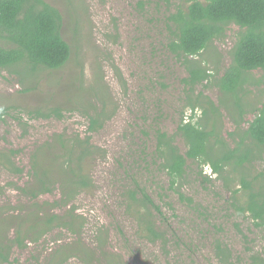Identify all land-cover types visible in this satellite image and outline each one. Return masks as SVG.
Instances as JSON below:
<instances>
[{
	"label": "rangeland",
	"instance_id": "obj_1",
	"mask_svg": "<svg viewBox=\"0 0 264 264\" xmlns=\"http://www.w3.org/2000/svg\"><path fill=\"white\" fill-rule=\"evenodd\" d=\"M45 1L62 16L60 32L71 55L56 70L36 67L24 75L16 66L0 71V151L8 155L15 151L12 161L23 170L18 176L0 162V208L8 211L7 216L17 213L10 208L25 201L10 184L30 182L36 150L51 147L47 150L51 158L61 154L58 136L69 140L89 136L93 154L82 167L92 185L72 202L73 218L81 229L78 235L55 226L23 249L13 248L8 264H85L81 253L65 255L64 249L74 242L96 252L92 264H107L103 254L120 256L124 264H256L255 257L264 261V226L256 225L248 213L240 214L239 206L247 201L242 191L235 194L238 201L232 199L231 190L240 189V173L229 174L228 188L223 179H214L209 167L203 168V175H211L207 182L199 167L189 163L186 182L179 189L182 199L169 188L155 157L157 131L171 136L181 120L190 118L212 130L213 121L203 115L205 105H199L197 97L202 94L218 104L217 80L230 64L238 27L228 26L220 39L190 59L211 74L209 81L192 89L186 82L185 61L169 48L168 17L184 5L181 0ZM253 77L257 81L248 87L246 98L260 109L264 73L257 70ZM50 112L60 117L41 116ZM221 114L215 127L233 147L227 134L235 126L224 109ZM91 118L97 121L90 132ZM253 118V113L247 114L241 129ZM174 140L185 152L183 140ZM263 169L264 160L256 161L250 175L255 178ZM135 185L163 213L159 225L166 234L165 248L142 236L126 208L127 194ZM59 199L56 185L52 194L35 201L44 208V202ZM70 207L53 212L69 220ZM8 230L14 237L15 228ZM98 233L105 240L102 246L96 242ZM220 248L229 250V256L224 258Z\"/></svg>",
	"mask_w": 264,
	"mask_h": 264
},
{
	"label": "trees",
	"instance_id": "obj_2",
	"mask_svg": "<svg viewBox=\"0 0 264 264\" xmlns=\"http://www.w3.org/2000/svg\"><path fill=\"white\" fill-rule=\"evenodd\" d=\"M181 2L184 5H179L168 17L172 34L169 48L185 61L188 70L186 82L190 88L202 85L211 77L208 70L190 59L200 55L211 42L220 39L228 26H237L238 31L230 51V64L217 80L221 92L218 104H213L202 94L197 97L199 105H205L203 115L213 121L212 130L203 129L190 118L188 121L181 120L171 136L157 131L155 157L167 175L169 188L182 199L185 197L179 189L186 182L189 163L199 167V175L207 182L211 181V175H203V168L209 167L212 175L216 176L214 179H223L228 188L226 183L232 179L229 174L240 173L237 179L240 189L231 190L232 199L238 201L235 194L242 191L247 201L239 206L240 214L248 213L256 225L264 226V169L255 178L250 175L253 163L264 160V107L257 109L246 98L248 87L257 81L253 72L260 70L264 73V0ZM61 27L60 12L45 0H0V71L20 66L22 73L27 75L36 67L48 70L63 67L70 58L71 50L61 35ZM221 109L227 112L235 126V131L227 134L234 143L233 147L215 127L221 118ZM51 113L54 112L41 116L50 118ZM249 113H253L254 118L248 122L247 128L241 129ZM54 114L60 117V113ZM96 121L90 119L88 131L96 129ZM176 137L183 140L185 152L176 146ZM56 142L61 154L53 155V158L48 156L47 150H52L50 145L47 150L45 147L46 151L36 150L31 156L30 182L22 186L10 184L25 203L10 208L17 211L16 214H8L10 216L5 215L8 211L0 208V264L9 263L13 248L23 249L28 241H37L55 226L64 227L73 235L81 231L73 218L75 207L72 202L79 192L91 188V181L82 166L84 159L93 154L94 147L89 145V136L82 140L78 136L73 140L58 136ZM13 155V150L9 155L0 151V162L13 174L21 176L23 170L13 163ZM259 178L263 180L258 181ZM56 185L60 199L44 202V208L38 206L35 200L52 194ZM69 205V220L64 221L53 212L56 208ZM126 208L133 214L142 236L148 242H159L165 248L166 234L159 225L163 213L143 188L135 185L128 192ZM12 227L15 228L14 237L8 234V229ZM96 242L99 246L105 244L101 234ZM79 244L68 245L64 249L65 255L81 253L85 264H92L96 252L83 249ZM220 250L224 258L229 256V250ZM103 255L107 264H124L120 256ZM255 263L264 264V261L255 257Z\"/></svg>",
	"mask_w": 264,
	"mask_h": 264
}]
</instances>
